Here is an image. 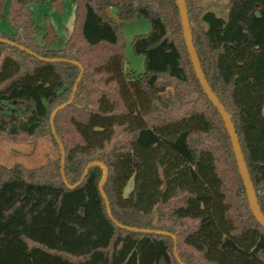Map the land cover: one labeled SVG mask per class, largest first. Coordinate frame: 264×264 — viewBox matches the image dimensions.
<instances>
[{"label": "trees", "instance_id": "16d2710c", "mask_svg": "<svg viewBox=\"0 0 264 264\" xmlns=\"http://www.w3.org/2000/svg\"><path fill=\"white\" fill-rule=\"evenodd\" d=\"M10 0L12 32L0 29V138L49 134L57 176L0 163V264H264V226L255 218L225 122L196 76L177 0H73L62 48L47 24L43 42L30 4ZM65 0L49 3L62 11ZM222 17L187 0L205 76L230 113L264 213V0H231ZM6 0H0V20ZM115 7L117 17L107 14ZM148 18L135 36L145 70L125 66L122 28ZM44 57L46 61L21 48ZM72 103L54 117L53 110ZM62 143L65 151L62 177ZM109 169L104 191L99 184ZM23 169V176L16 169ZM132 188L126 193L129 181ZM28 264V263H26Z\"/></svg>", "mask_w": 264, "mask_h": 264}, {"label": "rangeland", "instance_id": "374dc122", "mask_svg": "<svg viewBox=\"0 0 264 264\" xmlns=\"http://www.w3.org/2000/svg\"><path fill=\"white\" fill-rule=\"evenodd\" d=\"M9 1L6 0L4 7L5 15L0 20V29L6 32H12L11 25L6 17V12L9 7ZM50 0H42L30 4L33 18L36 23L41 26V32L36 34V41L43 42V35L47 24H51L55 29L59 41L53 44L54 48L64 47L69 32L73 28L75 20V3L73 0H65L62 11H58L50 5ZM192 1V0H191ZM231 0H193L205 8L215 11L222 17L228 16ZM107 14L118 19L117 10L115 7H110ZM151 30V22L148 18H132L124 22L122 28V36L124 41L125 66L134 70L136 73H141L145 70V57L135 53L132 42L136 35L147 33ZM59 150L53 137L45 134L30 140H12L8 138H0V163L12 167L21 165L29 168L34 176H57ZM18 176H23V169H16ZM4 178L5 174L0 169V178ZM133 179L127 185L126 193L132 188ZM16 257L22 261V264H33V257H23L18 254ZM44 264H53L51 260H46Z\"/></svg>", "mask_w": 264, "mask_h": 264}, {"label": "water", "instance_id": "95a60500", "mask_svg": "<svg viewBox=\"0 0 264 264\" xmlns=\"http://www.w3.org/2000/svg\"><path fill=\"white\" fill-rule=\"evenodd\" d=\"M177 4H178V7H179L180 17H181V20H182L183 32H184V38H185L186 46H187L188 52L190 54V58H191V61H192L196 76L199 79L200 84L203 87L204 91L206 92L207 96L212 101L214 106L218 109L219 113L221 114V116H222V118H223V120L225 122L226 128H227V130L229 132V135H230V138H231V142H232V145H233V148H234V152H235L236 160H237L238 167H239V170H240V174H241V177L243 179V182H244V185H245V188H246V192H247L250 208H251L255 218L257 219V221L262 226H264V213H263L262 208L260 206V203H259V200H258V197H257V193H256V189H255L254 183L252 181V178H251V175H250V172H249V168H248L246 160H245V156H244V153H243V149H242V146H241L239 135L237 133V130L235 128V125L233 123V120H232V117H231L230 113L228 112V110L226 109L224 104L221 102L219 97L216 95V93L213 91L211 85L208 82V80H207V78L205 76L204 70L202 68L201 61H200V58L198 56L196 47L194 45L193 33H192L191 23H190V18H189V13H188L187 0H177ZM0 40L6 41V42H10L9 40L4 39L2 37H0ZM20 47L25 49V50H27L29 53L37 56L38 58H40L42 60H46V61L63 60L61 58L44 57V56L38 55L37 53H35L34 51H32V50H30L28 48H25L23 46H20ZM73 62L81 67V74L78 77L77 82H76V84L74 86V92H73V95L70 98V100L68 102L64 103V104H61V105L57 106L53 110V112L51 114L52 130H53V133H54V135L56 137H57V134H56V131H55V128H54V125H53L54 117L62 108H64L67 104L72 103V101L74 100L75 91L77 89L78 83L81 80V76H82V73H83V66L81 65V63H79L78 61H73ZM60 147L62 149V161H61L62 162V169H61V172H62L63 180L69 187H74L75 185L69 184L67 179H66V175H65V172H64L65 151H64V147H63L62 143H60ZM96 165L102 167L103 171H104V175H103L102 180L100 181L99 188H100L102 196L105 198L108 214H109L110 217L113 218L111 207H110V202H109L108 197H107V195H106V193L104 191V185H105V183H106V181L108 179V176H109L108 166L104 162H102L100 160H94V161H92V162L87 164V166L85 168V171H84V174L82 176V179L87 175L89 169L92 166H96ZM119 225L121 227H125V228H127L129 230H134V231H141V232H146V233L155 232V233H160V234L171 235L173 237L174 241H175V255H176L178 261L180 262V264H186L185 262H183L181 260V258L178 255L177 247H176V244H177L176 235L172 234L171 232H168V231H165V230H151V229L130 227V226L122 225L120 223H119Z\"/></svg>", "mask_w": 264, "mask_h": 264}, {"label": "crops", "instance_id": "0c3cea01", "mask_svg": "<svg viewBox=\"0 0 264 264\" xmlns=\"http://www.w3.org/2000/svg\"><path fill=\"white\" fill-rule=\"evenodd\" d=\"M3 178V177H2ZM2 178H0V179H2Z\"/></svg>", "mask_w": 264, "mask_h": 264}]
</instances>
